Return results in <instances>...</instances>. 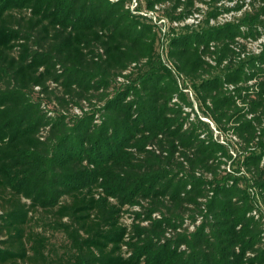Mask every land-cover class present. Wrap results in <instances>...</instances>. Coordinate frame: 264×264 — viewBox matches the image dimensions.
<instances>
[{"label": "trees", "instance_id": "1", "mask_svg": "<svg viewBox=\"0 0 264 264\" xmlns=\"http://www.w3.org/2000/svg\"><path fill=\"white\" fill-rule=\"evenodd\" d=\"M229 1L0 0V264H264V0Z\"/></svg>", "mask_w": 264, "mask_h": 264}, {"label": "built area", "instance_id": "2", "mask_svg": "<svg viewBox=\"0 0 264 264\" xmlns=\"http://www.w3.org/2000/svg\"><path fill=\"white\" fill-rule=\"evenodd\" d=\"M248 2H249V0H248ZM137 4H138V2H137V0H133V4H132V8L134 9L136 6H137ZM249 5L247 4V5H245V7H244V9H246V7H248ZM241 13V12H240ZM196 17L198 18L197 20L195 19V18H189V20H188V22H194V21H196V22H198L199 20H200V18H201V16H200V14H196ZM232 18V15L230 14V13H224V14H222L220 17H219V19L221 20V21H227V20H230ZM163 22H164V20H162ZM161 21V22H162ZM214 22V21H213ZM258 45H259V49L258 50H256L255 52H257V53H259V52H261V42H264V35H263V37L261 38V39H259L258 41ZM254 213L253 214H255L256 215V217H260L261 216V214L258 212V209H255L254 211H253ZM262 220H263V222H264V215L262 216ZM264 225V224H263ZM263 241H264V232H263Z\"/></svg>", "mask_w": 264, "mask_h": 264}, {"label": "rangeland", "instance_id": "3", "mask_svg": "<svg viewBox=\"0 0 264 264\" xmlns=\"http://www.w3.org/2000/svg\"><path fill=\"white\" fill-rule=\"evenodd\" d=\"M223 2L226 3L227 6H234V4H235L236 1L223 0ZM202 7L205 8V9H207L205 6H202ZM240 14H241L240 11L239 12H235V15H240ZM232 16H234V15H232ZM163 29L165 30L166 28H163ZM250 47H251V50H253V51L258 50L259 49L258 48L259 47L258 42H252V43H250ZM60 237L61 236H58L57 238H60ZM57 238H56V240H57ZM57 241H60V240H57Z\"/></svg>", "mask_w": 264, "mask_h": 264}]
</instances>
